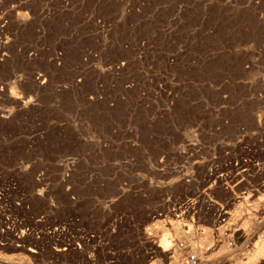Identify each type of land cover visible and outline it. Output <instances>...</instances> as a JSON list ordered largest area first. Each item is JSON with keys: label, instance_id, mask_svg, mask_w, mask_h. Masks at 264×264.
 Here are the masks:
<instances>
[{"label": "rangeland", "instance_id": "1", "mask_svg": "<svg viewBox=\"0 0 264 264\" xmlns=\"http://www.w3.org/2000/svg\"><path fill=\"white\" fill-rule=\"evenodd\" d=\"M263 230L264 0H0V264H264Z\"/></svg>", "mask_w": 264, "mask_h": 264}, {"label": "bare ground", "instance_id": "2", "mask_svg": "<svg viewBox=\"0 0 264 264\" xmlns=\"http://www.w3.org/2000/svg\"><path fill=\"white\" fill-rule=\"evenodd\" d=\"M239 209V207L237 208V210ZM238 211H240V210H238ZM263 212V211H262ZM188 214V213H187ZM251 220V219H250ZM247 221H249V218H246L245 220H243V222H242V225L244 226H247L246 225V223H247ZM241 224V223H240ZM248 224V223H247ZM244 226V227H245ZM248 227V226H247ZM246 227V228H247ZM182 231V230H181ZM264 231V230H263ZM221 241V240H220ZM167 245H165L164 244V246H163V251H166V250H168L169 248L168 247H166ZM227 247V246H226ZM221 248H224V246H221L220 247V249ZM230 248V247H229ZM228 249V248H227ZM59 251V250H58ZM222 251H224V250H222ZM175 253V252H174ZM248 255H249V253H248ZM258 256H264V241H262L261 243H259L256 247L254 246V248L252 249V253H251V251H250V255L248 256V260L250 259V262H252L251 261V259L253 260H255L256 259V257H258ZM170 257V256H169ZM174 257V256H173ZM168 258V257H167ZM171 258V257H170ZM246 258H247V256H246ZM236 260V259H235ZM253 260V261H254ZM175 262V261H174ZM175 264V263H174ZM223 264V263H222ZM249 264V263H248Z\"/></svg>", "mask_w": 264, "mask_h": 264}, {"label": "built area", "instance_id": "3", "mask_svg": "<svg viewBox=\"0 0 264 264\" xmlns=\"http://www.w3.org/2000/svg\"><path fill=\"white\" fill-rule=\"evenodd\" d=\"M197 262H198V258H197V256H195V255H191V256H189V258L187 259V263H188V264H197Z\"/></svg>", "mask_w": 264, "mask_h": 264}]
</instances>
